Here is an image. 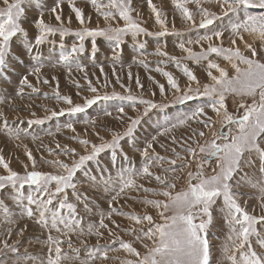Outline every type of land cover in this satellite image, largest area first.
Returning <instances> with one entry per match:
<instances>
[{
	"label": "snow or ice",
	"instance_id": "obj_1",
	"mask_svg": "<svg viewBox=\"0 0 264 264\" xmlns=\"http://www.w3.org/2000/svg\"><path fill=\"white\" fill-rule=\"evenodd\" d=\"M2 2L4 7L0 8V74L11 67L8 58L12 55L10 45L14 38L21 39L24 50L31 54L34 48L44 44L49 36L59 33L61 37H64L70 33V29L66 27H52L46 24L43 19V12H41L39 18L35 21V27L38 29L39 34L34 39H30L27 29L22 26L21 22V18L25 15V8L22 5L26 3V0H2ZM90 2L98 13L101 7L114 9L115 12L108 11L100 14L104 16L105 20L109 18L116 19L118 16L119 19L124 21V26H109L106 29L97 28L95 30L82 28V30L76 31L74 35L79 38L81 43L78 47L73 45L70 52L63 51L64 45L61 43L60 62L68 65L75 54L83 53L85 51L83 41L86 37H105L107 40L114 42L116 48H119L125 35L131 34L134 38L140 34L151 35L132 18L130 0H107L106 5L98 4L97 0H90ZM216 2L224 10L225 15L229 12H243L244 15L238 17L222 30H213L210 35L201 36L200 40L210 42L205 53L193 54L190 49L185 48L183 43L179 47L183 51L189 52L187 58L194 60L196 63L201 60H209V55L212 53L222 56L231 65L232 73L230 74L217 63L209 60L206 67L210 83L201 85L196 75L187 66H184L183 73L187 76L188 81L195 82L197 85L195 89L189 86L187 91L180 88V85L170 73H162L167 77L170 88L175 93H180L176 97L178 103L183 104L190 100L205 98V102L198 105L190 113L177 118L175 121H166L160 126L162 131H159L158 135L168 136L172 145H176L178 142L181 143L184 146L185 155H179L176 153L175 147L170 149L168 145L163 143H160L159 146L165 152L171 151L175 158L168 159L160 155L154 147L158 143V137L152 136L146 146L140 150L142 157L140 167L121 165L117 168L115 176L109 174L105 177L104 173L109 172V169L108 167H99L100 162L97 158L101 153L111 150L110 163L114 168L117 167L118 151L123 161H129V157L127 153L123 152L120 142L124 137H133L136 127L140 123L139 118H129L126 130L123 133L114 134L111 141H104L100 137L102 142L99 145L92 144L87 155H79L78 159H72L70 164L59 160L53 161V165L62 170L56 174L36 170L29 172L27 171L28 166L25 165L26 172L24 175H20L12 171L5 158L0 156V166L7 172V175H0V191L10 187L14 203L19 209L18 212H13L7 205L0 203V212L3 213L6 223H15L13 217L17 215L21 218L38 216V224L43 225L50 231L55 230L61 233L62 236L87 234L102 237L103 234L99 229H107L108 225L104 222L105 219L111 220L112 213H116L126 216L127 219L134 221L137 225L147 222L148 228L146 230L142 228L139 232H136L135 229H131V231L135 233L138 240L151 242L150 245H144L146 251L141 254L132 243L125 242L119 237L113 240L112 244H115L118 240L120 249L135 257L134 260L122 261V264H210L208 232L213 223V209L220 201V211L229 227L227 243L223 249L226 258L231 264H264V56H261L257 48L247 41H245V47L251 53L250 56L244 55L239 48H224L213 46L211 43L213 37L221 38L224 31H229L234 37L231 41L233 45L236 44V39L244 40V33H248L259 39L261 48L264 49V15H249L246 11L251 8L264 9V0H216ZM148 3L156 15V23L162 29L156 35L168 34L161 13L152 4V0H148ZM37 6H40L39 0H37ZM59 7L60 5L57 4L51 11L56 13ZM176 7L181 11L183 18L186 20L193 19L191 12L183 4L176 3ZM71 10L74 12L76 20L83 26L86 18L81 9L71 5ZM201 15L200 28H208L215 19L219 18L204 8H201ZM55 19L63 24L59 14L55 15ZM200 40L196 42L198 43ZM144 47L143 43L139 44L140 49ZM96 51L97 46L95 39H93L91 52L93 58ZM156 54L167 56V53L159 49H157ZM32 59L39 62L41 57L35 55ZM168 59L175 61L177 67H181L176 57L168 56ZM42 66V64L37 63V66L29 72V75H37ZM77 67L83 71L79 63H77ZM212 69H215L219 75H214ZM157 70L159 71V69ZM101 73L103 74V67H101ZM113 74L115 75V73ZM85 78L87 79V73H85ZM43 83L47 84L48 81L44 80ZM19 84L20 90L16 93L19 96H23L25 86L31 88L33 92L38 90L29 82L27 75L20 79ZM137 84L142 87L138 80ZM90 90L93 93L97 92L95 87L90 86ZM160 92L162 95L165 92L163 85H160ZM56 96L57 99H61L59 92L56 93ZM229 96L236 103L234 114L230 113L226 107V98ZM62 99L72 105L70 98L63 97ZM113 99L137 101V98L131 95L125 97L113 92L111 95H97L91 99H86L84 106H72L67 111L69 114L75 115L84 112L86 107L96 104L99 100L109 101ZM0 102L3 101L0 100ZM138 102L145 105L144 115L159 107V105L143 99ZM207 108H211L212 112L216 114L220 124L219 130L212 131L211 139L205 140L203 143L200 142L206 135L203 130H193L191 136L186 140L178 141L173 134L174 130L188 125L190 121H197L205 129L215 127V121L211 117L200 119L207 115ZM118 111L123 114L124 108L121 107ZM64 114V110L59 113L53 111L51 116L57 117ZM0 117H3V113H0ZM3 123L7 129V121L4 120ZM28 123L29 126L43 124L44 120L35 119ZM65 127L75 132V128L71 123H67ZM57 131H59V128ZM21 134V131L11 133L16 139H19ZM97 136H99V133H97ZM79 142L87 149L88 140H80ZM57 147H60V145H57ZM64 154L70 157H76L77 155L75 149H65ZM26 155L27 159L31 161L32 168L35 169L36 161L32 153L27 151ZM89 161L96 162L99 176L92 175L87 170L86 165ZM178 161H183V163L178 164ZM257 161L261 178L251 183V186L260 193L262 214L259 216L250 214L246 210V207L241 203L245 194L239 191L243 186V182H247L248 173L244 172V169L254 166ZM165 163L169 167L163 168ZM193 163L196 164L195 173L192 171L186 172V186L175 192L173 189L176 188V181L181 179L180 176L172 175L170 179L168 175H156L152 171L155 167H161L166 174L183 172L184 169L190 168ZM208 165L212 166L211 175L205 173V166ZM81 171H83L84 180L77 181V173ZM138 179H154L161 188L159 191L145 188L142 184H138ZM85 184L88 187L82 191L78 185ZM26 185L35 187L31 193L24 195L21 190ZM69 189L76 202L83 204L85 213L92 212V207H89V189L93 190L97 197L104 196L108 200L109 214L105 216L104 213H100L101 218L98 226L89 223L85 228L82 222L83 218H77L76 204L68 202ZM141 190L144 193L151 192L153 195L165 198L164 200L147 198L141 200V203L145 206H151L158 210L161 222H156L153 216L147 213L143 216L126 214L118 212L112 207L114 203L128 193L132 191L140 192ZM54 201L56 206H53ZM244 203L246 204V201ZM64 209H67L66 215L61 212ZM113 223L115 222L113 221ZM24 230L21 228L19 234L23 235ZM9 235H11V229H9ZM109 235L112 236L114 233L109 231ZM47 240L50 245H55V248L49 247L46 264H63V261L71 259L62 253V240L53 239L51 235L48 236ZM253 241L259 250L254 246ZM68 246L71 247L70 239ZM4 249H8L13 253L18 251L15 245L10 246L7 241L4 242ZM110 250L116 251L117 249L112 248ZM0 251L3 250L0 249ZM108 251L109 248L105 247L90 251L88 255L91 260L97 258L107 260L109 259ZM33 259L35 258L26 255L23 259H17L16 264H26L27 260ZM0 264H3V262L0 261ZM41 264H44V262L42 261Z\"/></svg>",
	"mask_w": 264,
	"mask_h": 264
},
{
	"label": "rangeland",
	"instance_id": "obj_2",
	"mask_svg": "<svg viewBox=\"0 0 264 264\" xmlns=\"http://www.w3.org/2000/svg\"><path fill=\"white\" fill-rule=\"evenodd\" d=\"M97 3L106 5L107 0H97ZM176 3L183 4L191 12L193 19L186 20L183 18L181 11L176 7ZM57 4L60 7L57 8L56 13H53L51 9ZM152 4L161 13V18L165 21L168 34L156 35L162 29L156 23V15L149 7L148 0H130L132 18L151 35L140 34L135 38L131 34L125 35L119 48H116L115 43L105 37H86L83 41L85 51L75 54L68 62V65H66L59 61V54L62 51L60 45L63 43V51L66 52H70L73 45L78 47L81 41L74 35L76 31H80L82 28L95 30L97 28L106 29L109 26L123 27L124 21L117 16L116 19L109 18V22H107L109 24L101 25L107 20L100 13L115 12V10L101 7L98 13L90 0H39L40 6H37V0H26V3L22 5L25 8V15L21 18V22L22 26L27 29L30 39H34L39 34L38 29L35 27V21L39 18L41 12H43V19L46 24L52 27H66L70 29V33L64 37H61L59 33L49 36L45 43L34 48L31 54L24 50L21 39L14 38L11 42L12 55L8 58L11 67L0 74V100L3 101L0 102V113H3V117H0V156L5 158L12 171L24 175L26 172L25 165H27V171L29 172L36 170L43 173L56 174L62 170L55 167L52 163L53 161L59 160L70 164L71 160L74 158L78 159L79 155H87L91 150L92 144L99 145L102 142L100 137L104 141H111L114 134L123 133L126 130L129 118L140 119L133 137H124L120 142L123 152L127 153L129 157V161H123L118 151L117 167L114 168L110 163L111 150L101 153L97 158L100 162L99 167H108L109 169V172L104 173L105 177L109 174L115 176L117 168L121 165L125 167L130 165L140 167L142 164L140 150L146 146L152 136L158 137V143L154 147L155 151L160 155L168 159L175 158L171 151L165 152L159 146L160 143L168 145L170 149L175 147L176 153L181 156L185 155L184 146L181 143L178 142L176 145H172L168 136L158 135V132L162 131L160 126L166 121H175L177 118L190 113L198 105L204 103L205 98L190 100L183 104L178 103L176 97L180 93H175L170 88L167 83V77L162 73H170L184 91H187L189 86L193 89L197 87L195 82H189L187 76L184 75V66H187L196 75L201 85L210 83L206 67L209 60L217 63L231 74V65L222 56L212 53L209 55V60H201L196 63L194 60L187 58L189 52L183 51L179 45L183 43L186 49H190L191 53L196 55L205 53L210 42L200 40V37L210 35L213 30L224 29L238 17L243 16L244 13L229 12L225 15L224 10L221 9L216 0H152ZM71 5L80 8L83 14H86L83 26L76 20L75 14L71 10ZM3 7L4 4L0 0V8ZM201 8L207 9L210 13H214L219 17L208 28L199 27L202 18ZM246 11L249 15H264V9L251 8ZM56 14L61 16L63 24L55 19ZM69 20L71 21L70 23ZM247 35L248 33H244V40L236 39V44L233 45L231 41L234 37L229 31H224L221 38L213 37L211 43L213 46H222L224 48H239L244 55L250 56L251 53L245 47V41H247L257 48L261 56H264V49L261 48L260 40L254 36ZM93 39H95L97 46L94 58L91 55ZM198 40L200 42L197 43L196 41ZM140 43L145 45L143 49L139 48ZM157 49L167 53V56L157 55ZM172 51L176 54L172 55ZM35 55L41 57L39 62L32 59ZM168 56L176 57L181 67H177L176 62L169 60ZM37 63L43 65L40 72L37 75H29V72L37 66ZM77 63L83 68V71L77 67ZM145 65L147 66L145 67ZM101 67H103V74L101 73ZM211 71L214 75H219L215 69ZM85 73H87V79L85 78ZM25 75L28 76L29 82L38 90L33 92L31 88L25 86L23 88V96H19L16 94L20 90L19 81ZM44 80H47L48 83H43ZM137 80L142 87L138 86ZM160 85H163L165 89L163 95L160 92ZM90 86L95 87L97 92L93 93L90 90ZM57 92H59L61 99H57ZM113 92L125 97L131 95L136 97L137 101L99 100L96 104L86 107L84 112L72 115L67 111L72 106H84L86 99H91L97 95H111ZM63 97L70 98L72 105L66 103L62 99ZM140 99L151 101L159 105V107L144 115L145 105L138 102ZM121 107L124 108L123 114L118 111ZM226 107L230 113L234 114L236 112V103L231 96L226 98ZM61 110L65 111L63 116H51L53 111L59 113ZM206 113L207 115L200 119L211 117L215 121L213 129H205L200 123L193 120L188 125L174 130L173 134L177 140H186L191 136L193 130L205 131L206 135L200 140L201 143L211 139V132L218 131L220 124L211 108H207ZM35 119H43L44 123L29 126L28 122ZM4 120L7 121V129L3 123ZM67 123L73 125L75 132L65 127ZM58 128L59 131H57ZM14 131L22 132L19 139L11 135ZM97 133H99V136H97ZM80 140L89 141L87 149L79 142ZM57 145H60V147H57ZM65 149H75L76 157L65 155ZM27 151L32 153L36 161L35 169L32 168L31 161L27 159ZM177 163L180 164L183 161H178ZM167 167L169 165L165 163L163 168ZM86 168L90 174L99 176L96 162L89 161ZM163 168L155 167L152 171L156 175H168L170 179L172 175L181 177V179L176 181V188L173 189L175 192L186 186L187 177L185 173L188 171L195 173L196 164L193 163L190 168L184 169L183 172L168 174L163 171ZM244 172L248 173V176L246 178L247 182H243V186L239 189L245 194L241 203L250 214L259 216L262 214L260 193L251 186V183L261 178L258 161L254 166L246 167ZM205 173L207 175L212 174L211 165L205 166ZM0 175H7L2 166H0ZM76 180H84L83 171L77 173ZM137 182L145 188L156 191L161 188L154 179H138ZM34 187L26 185L21 191L24 195H27L33 191ZM78 187H81L83 191L88 185H78ZM68 192V202L76 204L77 218H83L82 222L85 228L89 223L98 226L101 218L100 213H104L105 216L109 214L108 200L104 196L97 197L93 190L89 189L88 191V196L90 197L89 207H92V212L90 213L84 212L83 204L76 202L75 197L71 195L70 189ZM11 194L12 189L10 187L0 191V203L7 205L11 211L18 212L19 209L16 207ZM144 198L165 199L162 196L153 195L151 192L144 193L143 190L140 192L132 191L120 198L112 207L118 212L126 214L143 216L147 213L152 215L156 222H161L158 210L141 203ZM245 201L246 204L244 203ZM220 203L218 201L213 209V223L208 232L210 264H231L223 251L227 243L229 227L220 211ZM53 206H56L55 201ZM61 212L66 215L67 209L61 210ZM13 219L15 223H6L3 213L0 212V249L3 250L0 251V261L3 264H16L17 259H23L26 255L35 258L27 260L26 264H41L42 261L46 264L49 247L55 248V245L48 243L47 238L49 235L53 239L63 241L61 245L62 253L71 258L63 261V264H122V261L134 260V256L120 249L118 240L115 244H112V241L116 240L117 237L125 242L132 243L141 254L146 251L144 245L151 244L147 240L143 242L138 240L135 233L131 231V229H135L136 232H139L142 228L146 230L148 228L147 222L137 225L134 221L127 219L126 216L116 213H112L111 220L105 219L104 222L108 225L107 229H99L103 234L102 237L87 234L62 236L61 233L55 230L50 231L43 225L38 224V216L21 218L17 215ZM21 228L25 229L23 235L19 234ZM9 229H11V235H9ZM109 231L114 233V235L110 236ZM69 239L71 240V247L68 246ZM5 241L10 246L15 245L18 251L13 253L8 249H4ZM253 243L259 250L254 241ZM105 247L109 248V259L97 258L91 260L89 258L88 254L90 251ZM112 248L117 250H110Z\"/></svg>",
	"mask_w": 264,
	"mask_h": 264
},
{
	"label": "bare ground",
	"instance_id": "obj_3",
	"mask_svg": "<svg viewBox=\"0 0 264 264\" xmlns=\"http://www.w3.org/2000/svg\"><path fill=\"white\" fill-rule=\"evenodd\" d=\"M99 1H100V0H99ZM35 2H36V1H35ZM101 4H102V3H101ZM105 8H106V7H105ZM82 13H83V12H82ZM85 15H86V14H85ZM85 15H84V16H85ZM146 16H147V15H146ZM46 17H47V16H46ZM89 17H90V15H89ZM65 18H66V17H65ZM65 18H64V19H65ZM67 18H68V17H67ZM87 19H88V18H87ZM88 22H89V21H88ZM107 22H109V21L107 20V21L101 23V25H102V24H104V25L109 24V23H107ZM105 23H107V24H105ZM98 26H99V24H98ZM247 36H248V35H247ZM238 40H239V39H238ZM120 50H121V49H120ZM172 52H173V51H172ZM173 54H176V53L173 52L172 55H173Z\"/></svg>",
	"mask_w": 264,
	"mask_h": 264
},
{
	"label": "crops",
	"instance_id": "obj_4",
	"mask_svg": "<svg viewBox=\"0 0 264 264\" xmlns=\"http://www.w3.org/2000/svg\"><path fill=\"white\" fill-rule=\"evenodd\" d=\"M248 36H249V34H248ZM248 40V39H247Z\"/></svg>",
	"mask_w": 264,
	"mask_h": 264
}]
</instances>
